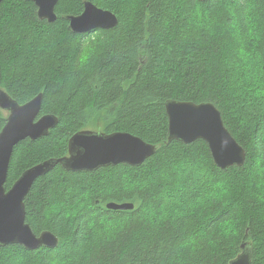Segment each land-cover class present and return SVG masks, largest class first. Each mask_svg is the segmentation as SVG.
<instances>
[{
    "label": "trees",
    "instance_id": "16d2710c",
    "mask_svg": "<svg viewBox=\"0 0 264 264\" xmlns=\"http://www.w3.org/2000/svg\"><path fill=\"white\" fill-rule=\"evenodd\" d=\"M85 1L119 24L74 32L65 16ZM56 13L49 22L32 1L0 4V88L20 104L43 93L40 116L59 117L47 136L16 145L6 189L68 155L81 130L129 132L159 148L140 166L57 165L38 178L26 221L59 244L0 246V264H229L244 242L252 264H264V0H59ZM168 99L214 103L245 164L219 168L203 140L167 144ZM7 116L0 108V132ZM193 173L205 185L195 188Z\"/></svg>",
    "mask_w": 264,
    "mask_h": 264
},
{
    "label": "water",
    "instance_id": "95a60500",
    "mask_svg": "<svg viewBox=\"0 0 264 264\" xmlns=\"http://www.w3.org/2000/svg\"><path fill=\"white\" fill-rule=\"evenodd\" d=\"M4 0H0V4ZM36 4L41 20H57L56 6L59 0H29ZM208 1V0H202ZM74 32L95 29H112L119 24L118 16L107 9L85 1L84 10L78 15L65 16ZM43 93L20 104L3 88H0V108L8 112L7 121L0 132V246L20 244L28 250L40 247L55 248L59 237L45 230L37 235L27 223L25 199L35 181L57 165L73 172L94 171L109 165L125 163L140 166L152 157L159 146L129 132L107 133L85 129L69 140V153L60 158L44 160L27 170L10 189H6L9 167L14 148L21 141L47 136L59 123L55 114L40 116ZM168 115V141L190 144L198 140L207 143L216 165L224 170L245 164L247 151L224 122L221 110L212 102H194L168 99L165 102ZM110 209H132V203L107 204ZM229 264H252V248L249 242L241 244V253Z\"/></svg>",
    "mask_w": 264,
    "mask_h": 264
},
{
    "label": "rangeland",
    "instance_id": "374dc122",
    "mask_svg": "<svg viewBox=\"0 0 264 264\" xmlns=\"http://www.w3.org/2000/svg\"><path fill=\"white\" fill-rule=\"evenodd\" d=\"M255 110H256V107L252 108L251 110H248V112L253 114ZM192 176H193L192 182L195 188H200L203 185H205V180H204L205 177L203 176V174L201 175L200 173H193ZM189 187L192 188L191 183H189Z\"/></svg>",
    "mask_w": 264,
    "mask_h": 264
}]
</instances>
